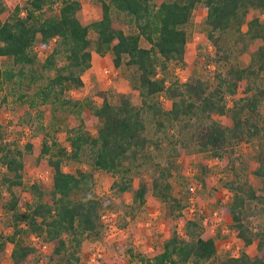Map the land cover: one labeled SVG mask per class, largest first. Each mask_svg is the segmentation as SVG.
<instances>
[{
  "label": "trees",
  "instance_id": "16d2710c",
  "mask_svg": "<svg viewBox=\"0 0 264 264\" xmlns=\"http://www.w3.org/2000/svg\"><path fill=\"white\" fill-rule=\"evenodd\" d=\"M197 2L205 9V37L211 46L201 59L213 64L212 76L190 72L180 80L170 73L169 63L184 64L186 25ZM54 4L56 10L45 13ZM80 8V0H25L22 5L0 0V56L9 57L17 65L16 74L22 75L35 61L34 45L47 49L40 66L52 75L36 93L41 102L62 103L67 101L64 91L83 84L91 50L108 52L113 66L127 69L125 77L139 104L122 94L111 100L98 89L100 103L87 102L94 132L81 118L67 127V146L54 137L49 142L42 138L39 152L51 168L49 196L44 199V190L32 182L28 190L33 197L23 206L11 189L22 182V150L16 141L5 140L0 129V164L5 168L1 183L9 192L2 209L10 228V233H0V254L11 242L9 262L0 264H34L26 258L36 248L20 239L30 235L48 244L49 259L76 263L82 240L102 234V211L111 199L91 191L92 170H65L62 160L86 157L93 169L118 173L110 183L118 194L130 186V164L148 157L147 147L159 145L156 133L171 127H176L178 141L187 134L196 150L228 157L230 176L222 181L228 198L221 208L242 245L253 247L251 252L217 255L214 237L188 214L182 197L172 193L168 166L155 162L149 179L139 180L132 190V202H142L149 189L164 206L167 234L149 255L139 256L141 264H264V0H100V15L86 22L78 18ZM249 10L258 13L248 17ZM114 12L133 30L114 26ZM140 38L148 45H140ZM235 51H247L248 60L239 62ZM12 65L0 63V86L14 75ZM161 97L169 101L168 107ZM243 140L251 143L250 150L236 154L235 146Z\"/></svg>",
  "mask_w": 264,
  "mask_h": 264
},
{
  "label": "rangeland",
  "instance_id": "374dc122",
  "mask_svg": "<svg viewBox=\"0 0 264 264\" xmlns=\"http://www.w3.org/2000/svg\"><path fill=\"white\" fill-rule=\"evenodd\" d=\"M22 5L25 0H13ZM81 8L78 18L86 22L100 15V0H80ZM159 0H154L157 3ZM56 10V4L52 8H45V13ZM256 10H249L248 17L257 14ZM262 15V14H261ZM112 24L121 27L124 31L133 30L132 25L126 23L121 14L112 13ZM205 9L201 2H197L192 9L189 21L186 25V42L184 64L169 63L170 73L175 78L184 79L187 73L196 72L206 78H211L213 64H205L201 54L210 53L211 46L206 42L207 25L204 21ZM92 36V33H91ZM52 44V41H51ZM139 44L147 46L148 43L139 39ZM35 53L34 63L25 70V74L17 75V65H12L9 57L0 56L1 65L11 66L14 75L10 80L2 82L0 86V129L5 140H14L22 150L23 167L22 182L13 185L12 191L18 196L19 204L30 200L33 195L28 190L32 182L38 183L44 190L43 198L48 199L51 184V168L45 160V154L39 152L41 139L47 142L54 137L60 145L67 146V127L76 124L81 118L87 122V128L94 132V120L91 116L89 104H99L100 95L97 90H105L111 100L119 95L129 97L133 104H139L136 91L132 90L127 82L125 74L120 67L113 66L108 52L103 55L91 50V64L81 74L83 84L79 87H71L63 92L62 98L66 102L47 100L41 102L37 96L38 87L42 86L52 70L46 72L41 68L47 49L33 47ZM239 62L248 60V52L236 53ZM58 63L61 59L58 58ZM106 69V70H105ZM32 73V75L30 74ZM241 85L237 93H241ZM231 96H227L230 99ZM163 107L169 106V101L163 97ZM228 103L229 100H228ZM215 118L224 119L222 115H213ZM149 134L153 136L152 127L148 126ZM159 135V145L147 147L148 157H140L138 163H131L128 175L131 177L130 186L124 191L115 194L110 187L113 179L118 178V173L93 169L86 157L76 159H63L62 168L75 171L76 169L92 170L91 191L99 197H109L111 203L104 206L102 219L105 223L102 234L95 239L84 238L78 251V261L74 264H141L139 256H147L161 244L162 237L167 234V226L164 222V206L150 195L147 189L144 199L139 204L132 202V190L139 180H148L155 162L168 166L172 193L182 197L185 209L192 217L201 220L203 230L210 233L216 244L217 255L225 253L236 254L240 249L252 251L253 244L243 246L239 238L234 234L229 216L222 211L221 205L228 198V191L222 181L230 176L228 157L215 156L207 150L198 151L189 140L187 134L182 136V142L176 127H171ZM176 139V140H175ZM25 142L30 147H25ZM251 143L246 140L235 146L236 154L246 155ZM5 168L0 164V183ZM254 186L259 181L250 175ZM9 196L5 183L0 184V233H10L6 226V215L2 209V203ZM132 207L129 208V204ZM126 208V209H125ZM181 231L180 220L176 223ZM20 239L34 245L36 250L26 258L27 262L34 264H63L62 259H49V246L36 235L21 236ZM11 242L7 241L0 254V261L9 262V250ZM168 264H191L168 263ZM204 264H208L205 262Z\"/></svg>",
  "mask_w": 264,
  "mask_h": 264
},
{
  "label": "crops",
  "instance_id": "0c3cea01",
  "mask_svg": "<svg viewBox=\"0 0 264 264\" xmlns=\"http://www.w3.org/2000/svg\"><path fill=\"white\" fill-rule=\"evenodd\" d=\"M106 70V69H105ZM82 78V77H81ZM83 81V80H82Z\"/></svg>",
  "mask_w": 264,
  "mask_h": 264
}]
</instances>
